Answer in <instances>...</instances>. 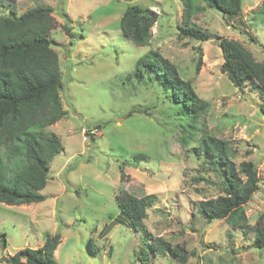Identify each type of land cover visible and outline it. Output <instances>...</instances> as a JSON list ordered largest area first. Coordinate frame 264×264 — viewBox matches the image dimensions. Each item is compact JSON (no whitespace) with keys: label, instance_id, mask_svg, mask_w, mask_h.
<instances>
[{"label":"rangeland","instance_id":"rangeland-1","mask_svg":"<svg viewBox=\"0 0 264 264\" xmlns=\"http://www.w3.org/2000/svg\"><path fill=\"white\" fill-rule=\"evenodd\" d=\"M242 3V13L233 19L206 8L191 25L213 38L239 41L264 63V0ZM38 4L51 7L57 22L51 39L67 114L47 132L59 138L63 151L50 162L47 187L40 192L44 202L0 203V264L24 248H40L56 234L58 264H264V250L254 246L264 214L262 99L249 85L239 92L222 73L216 40L181 36L179 0H0V16L19 17ZM132 6L158 14L148 46L135 45L121 30L120 20ZM149 51L173 63L208 102L194 131L155 81L130 77ZM206 133L232 146L236 167L246 162L256 167L259 188L244 208L242 226L228 219L208 222L201 212V201L224 195L220 174L194 152ZM0 154L7 174L14 176L15 159L1 148ZM138 154L143 158L129 164ZM122 193L157 197L139 232L117 223L115 197ZM158 239L175 254L155 253ZM144 249L150 253L140 261Z\"/></svg>","mask_w":264,"mask_h":264},{"label":"trees","instance_id":"trees-1","mask_svg":"<svg viewBox=\"0 0 264 264\" xmlns=\"http://www.w3.org/2000/svg\"><path fill=\"white\" fill-rule=\"evenodd\" d=\"M179 1L183 7L184 24L178 27L181 36L200 42L215 39L223 58L222 73L239 92L242 93L249 85L251 92L255 90L261 96L258 110L264 116V63L257 61L239 41L213 38L209 31L191 25V20L206 8L233 19L242 13V0ZM53 13L51 7L38 4L19 17L0 16V148L15 159L17 167L15 175L9 176L7 164L0 154V203L7 206L44 202L46 197L40 192L47 187L50 162L63 151L59 138L47 132L67 114L60 95V61L52 48L51 34L57 27ZM263 14L264 3L260 15ZM157 19L158 14L152 9L132 6L121 18L120 27L126 39L137 46H148ZM63 29L67 35L70 34L66 25ZM248 37L254 44H259L252 35ZM200 65L201 61L198 69ZM144 76L165 90L166 97H172L170 100L179 105V115L188 118L189 128L194 131L198 121L209 110V104L196 95L192 83L180 77L173 63L152 51L138 59L136 70L130 77L140 81ZM194 152L205 157L209 166L217 170L224 190V195L200 202L202 214L208 222L228 219L234 227L244 225L247 221L244 208L259 188L254 163L246 162L236 167L232 146L208 133L201 137ZM143 156L136 155L129 164L134 165ZM123 166L120 165L121 170ZM121 176L123 180V172ZM115 199L120 209L117 223L129 226L134 232L141 230L148 211L157 204L155 195L139 198L122 193ZM59 242L60 235L56 234L47 238L40 248H24L5 262L58 264L54 251ZM157 242L155 253L170 251L175 254L170 244L162 239ZM254 246L264 250V214L258 221ZM149 253L141 250L138 259L147 260ZM182 258L185 260L184 256Z\"/></svg>","mask_w":264,"mask_h":264}]
</instances>
